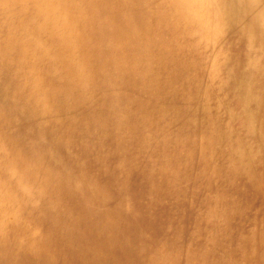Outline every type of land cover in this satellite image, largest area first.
Listing matches in <instances>:
<instances>
[{"label":"bare ground","instance_id":"6f19581e","mask_svg":"<svg viewBox=\"0 0 264 264\" xmlns=\"http://www.w3.org/2000/svg\"><path fill=\"white\" fill-rule=\"evenodd\" d=\"M0 264H264V0H0Z\"/></svg>","mask_w":264,"mask_h":264}]
</instances>
